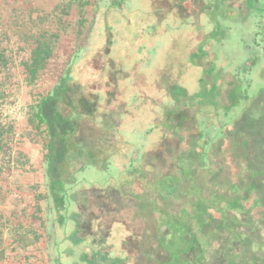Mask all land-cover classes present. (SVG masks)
Returning <instances> with one entry per match:
<instances>
[{"label":"rangeland","instance_id":"obj_1","mask_svg":"<svg viewBox=\"0 0 264 264\" xmlns=\"http://www.w3.org/2000/svg\"><path fill=\"white\" fill-rule=\"evenodd\" d=\"M41 2L27 0L17 7L14 24L26 33H0V212L8 223V246L0 264H264V0H200L201 10L188 13L163 6L168 13L163 17L150 0H127L118 8L101 0L100 11L87 8L80 25L77 0ZM10 9L8 3V16L2 13L8 26ZM116 11L111 30L119 44L108 39L103 21L106 12ZM189 33H200L201 39L186 62L177 65L173 60L188 44ZM47 41L52 56L36 82L39 87L53 85L75 52L72 80L120 97L111 105L113 113L119 107L136 111L130 79L122 80L125 70L114 73L128 68V53L132 62L148 55L139 69L147 74L170 44L168 68L172 76L179 73L174 85H183L186 93L174 88V98L157 110L163 117L189 110L199 133L205 134L197 148L198 134L188 132L190 124L177 128L181 140L176 135L160 143L150 154L159 166L150 165L153 172L146 174L141 161L150 142L143 140L139 120L122 116L116 134L129 142L116 143L114 149L99 147L96 119L82 122L77 138L99 146L79 156L78 161L90 164L75 172L74 184L63 192L66 239L56 244L46 168L38 137L27 122L32 85L25 69L34 45ZM198 57L206 66L196 65ZM98 95L102 108L97 113H106L107 96L104 91ZM8 124L14 127L9 137ZM227 125L211 148L209 138ZM160 127L171 131L165 123ZM200 146L211 148L203 164L197 158ZM104 159L108 163L100 168ZM89 186L104 190H80ZM69 193L80 209L79 227ZM125 243L129 252L121 247L117 252Z\"/></svg>","mask_w":264,"mask_h":264},{"label":"trees","instance_id":"obj_2","mask_svg":"<svg viewBox=\"0 0 264 264\" xmlns=\"http://www.w3.org/2000/svg\"><path fill=\"white\" fill-rule=\"evenodd\" d=\"M77 1V5L79 7V25L81 24V21H83L84 11L87 8H94V11L98 12L101 9V0ZM125 1L127 0H109V3L111 7L118 8L121 7ZM150 1L152 2L153 7L154 5L160 7L158 8L159 11H157L156 13L162 17L168 14L167 10H172L174 13H188V9L200 11L202 8V3L200 5L197 4L200 0ZM163 6L167 8L166 11L165 9L163 11ZM116 16L117 11L115 13H110V15L106 12V19L103 18V21L107 27L106 29L108 32L106 33V35L108 39H111V41H115L117 44H119L121 43L118 40V38L120 37L116 36V33H113V30H111V26L112 24H114ZM187 39L188 40L186 44H188L185 45L184 49H181L182 51L179 52L178 59L173 60L177 65L183 62L185 63L186 54L194 52L196 47L195 44L196 42H198V40L200 41L201 34L189 33ZM150 44L151 43L149 41V45ZM122 45L124 51L128 52V47H125L124 43H122ZM123 52L121 56H123ZM128 55V64L131 65L134 62L133 65L129 67V65L127 64L128 68L125 69L118 67V69L114 73H119V70H125L126 76L124 78L122 77V80L130 79L128 85L130 91L129 95L133 97L134 101L138 102L136 105V111L134 110L128 113L129 111H127L126 107L124 111H121V108L119 107L116 113H113V102L116 100V98L120 97H112L109 92L107 93L108 89L105 90L101 87L95 88L89 86L86 82H83L81 80H78V82L72 80L73 70L75 66L77 67V63H75L77 54L75 52L70 56L67 62L63 63L60 74L56 77V82L49 88H42L39 87L40 85H38V83L36 82L38 81V78L40 77L42 71L46 70V65L50 61V58L52 56V47L50 41L43 43L37 42V44H35L31 50L30 63L26 65L25 69L28 77L27 80L32 85V91L30 92V104L28 105L27 111V122L34 129L35 134L38 137L42 163L46 168L45 176L47 179V187L49 189V196L51 198L52 204L54 205L53 211L55 212L54 220L53 218L51 220L52 240L53 242H55V244L64 239V237L66 239L63 227H61L64 224L65 220L62 213L65 207L63 202V195H65V193L63 192L64 190H66L65 188H68V186L74 184L75 172L78 169L83 170L87 165L90 164L89 162L88 164H83L78 161V158L79 156H82L84 152L93 153L94 150H96L95 148L99 146L98 145L96 147H90L86 145V143H84L82 139H79V137L77 138L80 133L79 129L82 122L87 120L89 117L96 119L98 123H96V121H94V123L97 125L100 132L98 133V140L103 144L99 147L106 148L108 146L109 149H114L113 145L116 143L120 144L124 142L125 144L129 142L120 140L119 136L116 134L120 124L119 120L122 119V116L131 118V121H135L136 119L137 121L139 120V128L142 129L140 133L145 137L143 140H147L150 142V146L146 147V151L141 161V165H143V167H146V174L153 172V170L151 169L152 166L150 165H156V167L159 166L158 162H156L154 159H150V154H152L154 150H157L159 145H162L160 143L164 144L166 143V141L170 140L176 135L179 137L180 133H177V128H180L182 130L183 127L190 124V126H187L188 132L192 131L198 134L193 143L197 148L199 147V143L201 142V137H204L205 135H201L199 133L196 125V118L193 116L192 112H189V110H173L166 117H163V114H159L157 110L158 105H163L164 101H166L167 99L172 97L174 98V96H171V91L174 88H177L182 96H184L186 93L185 89H183V85H174L175 81L180 78L179 73L177 71L172 72V76L171 70L170 68H168L170 59H167V56L170 57V55H172L170 44L165 46V52L163 56L156 62L152 63L150 72L147 74L143 71H140L139 69L140 67H142V64H144L143 62L146 60V57H148V55L143 54L141 57L139 55L140 58L138 57V60H136L135 58L133 62L131 61L133 55H131L130 53H128ZM196 65L206 66V63L205 61H202V58L198 57ZM261 71L264 74V65L261 68ZM171 76L172 79L169 80L168 78ZM103 91L104 95L107 96L105 97L107 100V108L105 109L106 113L102 114L97 113V110L102 108V103L99 100L98 94L99 92L101 93ZM182 91L184 93H182ZM261 93H264V88L260 90V94ZM120 104L121 100L119 101V105ZM108 106L110 107L108 108ZM108 111H112V113ZM188 116H190V119L187 120ZM219 119H224V117H220ZM239 119V116L236 117L233 120V123ZM184 120H186V123L183 125ZM163 123L166 124V128L170 127L171 131L168 130L166 132L165 128L160 127ZM153 125L155 127H153ZM135 127H137V125ZM228 127L229 125L224 127V131L217 133L215 137L209 138L212 142V144L210 143L211 148L214 144V138H219V136L224 135L225 130ZM3 131V129L0 130V142L2 141L1 137L3 136ZM13 131V125L8 124V137L10 133H13ZM185 136L187 140V134H185ZM179 140H181L180 137ZM211 148H206L205 146L199 148L197 158L201 164L205 163V161L207 160ZM1 149L3 148L0 144V152ZM116 151L117 150L115 149L111 153H116ZM202 153L204 154L203 158ZM116 155L117 154L112 157L114 158V161L118 163L117 160L119 158H117ZM107 163L108 160L104 159V164L100 166L99 163H97V166H100V168H105ZM154 172H156V169H154ZM90 188L93 192L95 190L98 192H102L104 190V188L98 189L96 187L90 186L83 187L80 190H89ZM69 194L71 200L74 199V207H76L75 210H77V212L73 213V215H76L75 219L79 227L81 214L80 209L76 204L75 195L72 193ZM90 222L91 221H89V224ZM6 223L4 221L2 212H0V261L5 257L6 248L8 246V240L4 235ZM159 226H163V223L159 224ZM125 230L129 231L126 228ZM79 234L80 232L78 233V237H80ZM86 235L88 238L91 234L88 235L86 233ZM82 238L86 237L82 236ZM109 246L112 248L111 245ZM119 247H121L124 252H129L127 243L122 246L118 245V247L116 248L117 252ZM197 257L199 258V255ZM194 262H189V264H195ZM202 262L203 261L198 262V264H202Z\"/></svg>","mask_w":264,"mask_h":264},{"label":"crops","instance_id":"obj_3","mask_svg":"<svg viewBox=\"0 0 264 264\" xmlns=\"http://www.w3.org/2000/svg\"><path fill=\"white\" fill-rule=\"evenodd\" d=\"M38 3H42L41 0H37ZM8 3L10 4V18L12 19L8 26V19L4 18V14L8 16ZM27 0H0V33H26L23 27L14 24L18 19L17 7L24 5ZM3 13V15H2ZM15 20V21H14ZM1 263V262H0Z\"/></svg>","mask_w":264,"mask_h":264}]
</instances>
